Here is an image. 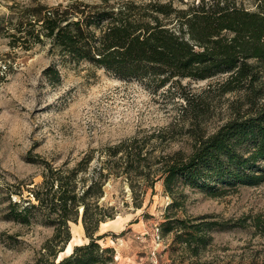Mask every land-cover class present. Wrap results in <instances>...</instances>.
Here are the masks:
<instances>
[{
    "label": "rangeland",
    "instance_id": "1",
    "mask_svg": "<svg viewBox=\"0 0 264 264\" xmlns=\"http://www.w3.org/2000/svg\"><path fill=\"white\" fill-rule=\"evenodd\" d=\"M201 1L0 0V264H48L41 254L54 225L45 213L33 210L28 223L13 218L29 200L36 203L31 189L42 182L47 163L72 169L91 154L77 177L89 182L104 160L102 150L126 139L153 135L152 141L161 146L155 155L188 153L193 140L187 131L195 122L190 110L183 112L186 97L203 108L196 123L203 135L264 104V84L256 96L245 89L224 92L226 76L180 78L161 86L153 77H115L62 54L43 36L26 49L18 28L27 27L29 10L72 2L167 4L188 10ZM231 1L254 10L257 0ZM254 96L253 103L249 98ZM225 188V194L214 197L200 188L180 186L172 198L160 179L146 187L138 207L125 178L108 177L100 203L115 206L116 212L94 234L101 247L114 251L113 263L107 264H264V232L256 226L264 217V180ZM167 222L170 228L163 232ZM202 222L215 224L207 229L199 226ZM69 225L73 248L89 243L81 219ZM188 231L194 232L191 237Z\"/></svg>",
    "mask_w": 264,
    "mask_h": 264
},
{
    "label": "trees",
    "instance_id": "2",
    "mask_svg": "<svg viewBox=\"0 0 264 264\" xmlns=\"http://www.w3.org/2000/svg\"><path fill=\"white\" fill-rule=\"evenodd\" d=\"M29 12L32 18L26 21L27 27L18 28L24 33L26 49L43 36L62 54L121 79L153 77L165 86L180 78L226 76L224 92L245 89L256 96L262 91L264 0H257L254 10L231 0H202L188 10H173L167 4L72 2L65 7L39 4ZM255 96L250 101L256 100ZM185 100L183 112L190 110L195 122L187 131L193 140L188 153L177 150L155 155L161 146L152 141L153 135L126 139L102 150L104 160L89 182L77 177L85 170L84 162L92 160L91 154L72 169L46 164L42 182L31 189L36 203L29 200L13 218L28 223L33 210L45 213L54 225V234L41 254L48 264L113 263V249L101 247L97 243L100 237L94 238L99 224L114 218L116 212L115 206L100 203L110 176L125 178L138 207L146 187L160 179L172 198L180 186L200 188L217 197L226 193V185H257L264 180V104L251 115L230 119L214 133L203 135L196 125L203 108L197 109L191 98ZM79 219L89 243L74 246L68 256L56 262L71 238L69 222ZM258 220L256 226L264 232V217ZM170 224H162V231ZM213 224L202 222L199 226L209 229Z\"/></svg>",
    "mask_w": 264,
    "mask_h": 264
},
{
    "label": "bare ground",
    "instance_id": "3",
    "mask_svg": "<svg viewBox=\"0 0 264 264\" xmlns=\"http://www.w3.org/2000/svg\"><path fill=\"white\" fill-rule=\"evenodd\" d=\"M108 222H109V221L102 222L101 225H105V224H107ZM71 248H72V244H71V242H70V243L67 244V246H66V248H65V252H66V253H69L70 250H71ZM59 256H61V253H60Z\"/></svg>",
    "mask_w": 264,
    "mask_h": 264
},
{
    "label": "water",
    "instance_id": "4",
    "mask_svg": "<svg viewBox=\"0 0 264 264\" xmlns=\"http://www.w3.org/2000/svg\"><path fill=\"white\" fill-rule=\"evenodd\" d=\"M68 243H70V242H68ZM68 243H67V244H68ZM67 244H66V246H67ZM66 246H65L64 249L61 251V255H62L63 253H66V252H65V248H66ZM72 249H73V246H72V248H71V250H70L69 253L72 252ZM59 255H60V254H59ZM61 259H62L61 256H58L57 259H56V262H58V261L61 260Z\"/></svg>",
    "mask_w": 264,
    "mask_h": 264
}]
</instances>
